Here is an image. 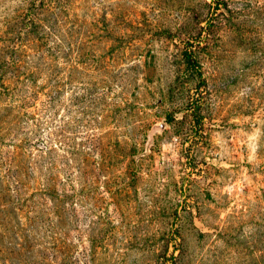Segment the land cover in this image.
<instances>
[{"label": "rangeland", "instance_id": "rangeland-1", "mask_svg": "<svg viewBox=\"0 0 264 264\" xmlns=\"http://www.w3.org/2000/svg\"><path fill=\"white\" fill-rule=\"evenodd\" d=\"M0 264H264V0H0Z\"/></svg>", "mask_w": 264, "mask_h": 264}, {"label": "trees", "instance_id": "trees-1", "mask_svg": "<svg viewBox=\"0 0 264 264\" xmlns=\"http://www.w3.org/2000/svg\"><path fill=\"white\" fill-rule=\"evenodd\" d=\"M184 60H185V64H186L187 68H189V69H198L199 68V65L196 62V60L194 59L192 52H185L184 53ZM194 116H195V119L197 122L200 121V118L196 112H194Z\"/></svg>", "mask_w": 264, "mask_h": 264}]
</instances>
